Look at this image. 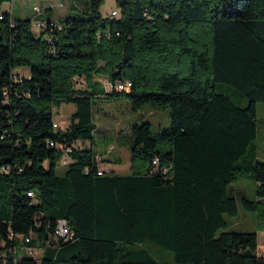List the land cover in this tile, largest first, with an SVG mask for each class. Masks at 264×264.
Here are the masks:
<instances>
[{"label":"trees","instance_id":"trees-1","mask_svg":"<svg viewBox=\"0 0 264 264\" xmlns=\"http://www.w3.org/2000/svg\"><path fill=\"white\" fill-rule=\"evenodd\" d=\"M4 1L0 264H264L258 230L228 228L239 212L230 184L244 176L254 177L255 196L242 195L241 205L264 219L256 142L264 0H116L117 14L105 16L104 0H91L85 14L45 18L39 32L28 17L2 10ZM120 81L130 88L118 91ZM121 92L135 109L169 106L170 124L155 132L149 121L133 124L130 150L140 163L129 174H100L94 148L83 143L97 127L96 98ZM63 102L75 105L64 129L53 118ZM64 156L70 161L60 174ZM61 220L71 237L55 236ZM147 242L171 250L173 262L159 260Z\"/></svg>","mask_w":264,"mask_h":264},{"label":"rangeland","instance_id":"rangeland-1","mask_svg":"<svg viewBox=\"0 0 264 264\" xmlns=\"http://www.w3.org/2000/svg\"><path fill=\"white\" fill-rule=\"evenodd\" d=\"M91 0H8L2 3V10L11 12L12 18H22L24 15H30L32 26L34 20L42 18L64 19L72 14H85L90 9ZM38 5L41 12H47L48 17H42L33 6ZM51 4V5H50ZM49 5L48 9L47 6ZM51 6V8H50ZM113 9H117L116 0H104L100 6L101 13L110 15ZM53 14V15H52ZM36 28V27H35ZM34 30V27H33ZM36 30V29H35ZM38 30L37 32H39ZM23 74L29 73L28 67H19ZM22 74V73H20ZM95 80H100L106 90L112 87L106 82L104 77L95 76ZM81 83H83L81 81ZM85 84V83H83ZM216 89L230 94L241 104H247L248 100L241 95L234 86L226 82H215ZM82 84H79V86ZM119 91V89H118ZM120 91H122L120 89ZM75 110L72 102H63L60 106H54L53 118L56 127L66 128L71 119V114ZM258 110V134L256 142L258 145V156L264 160V102L257 103ZM94 119L97 127L93 138L85 140L84 146L93 147L97 156L100 158V165L112 174H129L133 171L134 165H138L140 160H132L131 154V126L135 123L149 121L151 130L157 131L160 128H166L170 124L169 106H158L155 103H144L138 109H135L129 96L124 92L96 98L94 102ZM68 157H62L57 165V172L63 173ZM256 181L253 176H244L230 184V189L237 197L239 203V212L235 216H228L229 229L236 231L258 230V245L261 254H264V230L259 227L264 224V219L257 216L255 212L244 210L240 197L246 195L250 198L255 196ZM147 247L161 261L173 262L174 254L171 250L164 248L154 242H147ZM39 249V248H37ZM42 253V250H38Z\"/></svg>","mask_w":264,"mask_h":264},{"label":"built area","instance_id":"built-area-1","mask_svg":"<svg viewBox=\"0 0 264 264\" xmlns=\"http://www.w3.org/2000/svg\"><path fill=\"white\" fill-rule=\"evenodd\" d=\"M33 8L38 11L39 13L41 12V9L38 5H34ZM42 13V12H41ZM117 14V11L116 9H113L111 11V15H116ZM34 24H35V29L36 31L38 30H41L42 28H44L47 24V20L42 18V19H38L36 18L34 20ZM109 85L110 83L107 82ZM131 86V82L130 81H120L117 83V89H129ZM55 124V123H54ZM56 126V125H55ZM61 148H63L64 152H68L69 151V148H64L62 146H60ZM66 157V156H65ZM98 160L100 161V158L98 157ZM154 163L157 164V160H154ZM107 172V169L104 167V166H99V173L100 174H104ZM28 194L32 195V192L30 191ZM55 236H63V237H71L72 236V231H71V228L70 226L63 220H61L58 224V226L56 227L55 229ZM19 237L23 240H26V241H29L30 238H31V235H27V234H24V233H21L19 234ZM24 248L26 249V251L32 255H35V256H39L41 253L38 252L39 249H37L36 247H30V246H24Z\"/></svg>","mask_w":264,"mask_h":264},{"label":"crops","instance_id":"crops-1","mask_svg":"<svg viewBox=\"0 0 264 264\" xmlns=\"http://www.w3.org/2000/svg\"><path fill=\"white\" fill-rule=\"evenodd\" d=\"M34 5H36V4H34ZM51 5V4H50ZM48 7H49V5L47 6V8L46 9H48ZM50 8H51V6H50ZM42 17H48L49 15H47V12L45 11V12H42L41 14H40ZM53 15V14H52ZM21 17L22 18H27V17H30V15H24V16H22L21 15ZM38 18V17H37ZM46 19H48V18H46ZM52 19H55V18H52ZM34 27V30H35V25H33L32 26V28ZM20 70V69H19ZM70 122V121H69ZM69 122H68V124H69Z\"/></svg>","mask_w":264,"mask_h":264},{"label":"water","instance_id":"water-1","mask_svg":"<svg viewBox=\"0 0 264 264\" xmlns=\"http://www.w3.org/2000/svg\"><path fill=\"white\" fill-rule=\"evenodd\" d=\"M247 256H256V253H254L250 248H247L243 252Z\"/></svg>","mask_w":264,"mask_h":264},{"label":"bare ground","instance_id":"bare-ground-1","mask_svg":"<svg viewBox=\"0 0 264 264\" xmlns=\"http://www.w3.org/2000/svg\"><path fill=\"white\" fill-rule=\"evenodd\" d=\"M120 90V89H119ZM122 90V89H121Z\"/></svg>","mask_w":264,"mask_h":264}]
</instances>
